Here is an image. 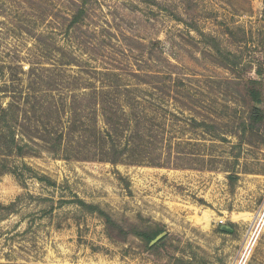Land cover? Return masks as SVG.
<instances>
[{
	"label": "rangeland",
	"instance_id": "374dc122",
	"mask_svg": "<svg viewBox=\"0 0 264 264\" xmlns=\"http://www.w3.org/2000/svg\"><path fill=\"white\" fill-rule=\"evenodd\" d=\"M0 105V264H264V0H0Z\"/></svg>",
	"mask_w": 264,
	"mask_h": 264
},
{
	"label": "trees",
	"instance_id": "16d2710c",
	"mask_svg": "<svg viewBox=\"0 0 264 264\" xmlns=\"http://www.w3.org/2000/svg\"><path fill=\"white\" fill-rule=\"evenodd\" d=\"M77 19H79V18H75L74 20H73V23H75V22H77L78 20ZM195 30L197 29V28H194ZM197 31V30H196ZM254 101L257 103V102H259V99L257 98V96L256 95H254ZM4 113H5V110L2 108V106L0 105V120L1 119H3L4 118ZM252 119H254L255 121H259L260 119H261V116H260V111L257 109V108H253V110H252ZM2 137L0 136V139H1ZM13 141V142H12ZM13 143H14V138L12 139L11 138V145L12 146H10V145H8V144H6V148L7 149H11V147H13ZM20 149V148H19ZM18 149V150H19ZM112 153H113V149H109ZM110 163H116L115 162V160H111V162ZM79 204L85 209V207H86V211H88V212H91V213H97V215L103 220V222H104V224H105V226H106V228L107 229H109V228H111V226H113V222H112V220H111V218H110V216L109 215H107L105 212H103V211H101L99 208H97V207H94V206H91V205H85V204H83L82 202H79ZM161 231L159 230V231H154V232H151V233H143V234H138V236H140V237H142L145 241H146V243H147V245H149V243L160 233ZM163 241L164 240H161V241H159V243L158 244H156V245H154L153 247H150L149 249H151V250H158V248H159V246L160 245H162L163 244Z\"/></svg>",
	"mask_w": 264,
	"mask_h": 264
},
{
	"label": "built area",
	"instance_id": "2783aa9c",
	"mask_svg": "<svg viewBox=\"0 0 264 264\" xmlns=\"http://www.w3.org/2000/svg\"><path fill=\"white\" fill-rule=\"evenodd\" d=\"M263 218H264V211L262 212V214H260V215L258 216L259 223H262V222H263ZM249 235L251 236V238L249 237V238L247 239L246 245H245V247L243 248V249H244V252L242 253L240 259H239L238 261L235 262V264H245V260H246L248 254H249V252H250V250H251V248H252V246H253V244H254V243L252 242V240H253V233H252V230H250Z\"/></svg>",
	"mask_w": 264,
	"mask_h": 264
},
{
	"label": "water",
	"instance_id": "95a60500",
	"mask_svg": "<svg viewBox=\"0 0 264 264\" xmlns=\"http://www.w3.org/2000/svg\"><path fill=\"white\" fill-rule=\"evenodd\" d=\"M221 230L222 231H224V232H231V230L229 229V228H227V227H221ZM164 235H165V233H161V234H159L151 243H150V245L152 246V245H154V244H156V243H158L163 237H164Z\"/></svg>",
	"mask_w": 264,
	"mask_h": 264
}]
</instances>
